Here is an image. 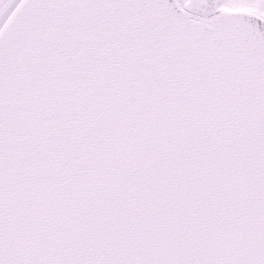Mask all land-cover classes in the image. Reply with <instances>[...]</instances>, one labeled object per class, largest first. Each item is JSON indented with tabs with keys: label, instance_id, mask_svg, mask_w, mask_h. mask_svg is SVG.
Returning a JSON list of instances; mask_svg holds the SVG:
<instances>
[{
	"label": "snow or ice",
	"instance_id": "6c2138e0",
	"mask_svg": "<svg viewBox=\"0 0 264 264\" xmlns=\"http://www.w3.org/2000/svg\"><path fill=\"white\" fill-rule=\"evenodd\" d=\"M0 264H264V0H0Z\"/></svg>",
	"mask_w": 264,
	"mask_h": 264
}]
</instances>
